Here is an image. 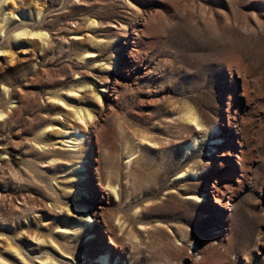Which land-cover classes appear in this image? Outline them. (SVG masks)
Listing matches in <instances>:
<instances>
[{"label":"rangeland","instance_id":"374dc122","mask_svg":"<svg viewBox=\"0 0 264 264\" xmlns=\"http://www.w3.org/2000/svg\"><path fill=\"white\" fill-rule=\"evenodd\" d=\"M0 53V264H264V0H0Z\"/></svg>","mask_w":264,"mask_h":264},{"label":"bare ground","instance_id":"6f19581e","mask_svg":"<svg viewBox=\"0 0 264 264\" xmlns=\"http://www.w3.org/2000/svg\"><path fill=\"white\" fill-rule=\"evenodd\" d=\"M136 29H137V27H136ZM23 33H27L28 34V32L27 31H24V30L19 31L18 34L21 35ZM38 34H40V33H38ZM134 38H135V36L132 37V38H130V40L132 39V41H130V43L131 42H134ZM77 117H78V120L76 121V123L70 124L69 125V128H67V133L69 135H71V137L75 141L78 142L77 146H79L81 144V142H85V140H88V138H89V134H90L89 131H91L90 130V124L92 123V121H91L92 116H91L90 113L88 114L85 111L78 110ZM188 120L190 122H193V123H196V124H198V122H199L197 120V117L194 116L193 114H189ZM70 128H73V129H70ZM196 142H197V140L194 139V140H191L190 142H187L186 143V147H185L186 153L193 146L196 145ZM228 153H230V151L226 149L224 151L223 155H228ZM108 186L110 187V189H111L112 192H115V188H114L113 185H111L110 183H108ZM215 190L221 191L223 193L222 196L225 195V191H223L221 189L219 190L218 187H216ZM218 196H220V194ZM113 240H114V243H115V239H113ZM116 244L119 246V244L117 242H116ZM104 248H105V250H103L101 252V254H100L99 263L100 264H111L110 261H111V257H112V255H111L112 254V248H108L106 246H104Z\"/></svg>","mask_w":264,"mask_h":264},{"label":"snow or ice","instance_id":"6c2138e0","mask_svg":"<svg viewBox=\"0 0 264 264\" xmlns=\"http://www.w3.org/2000/svg\"><path fill=\"white\" fill-rule=\"evenodd\" d=\"M0 55H3V53H0Z\"/></svg>","mask_w":264,"mask_h":264}]
</instances>
